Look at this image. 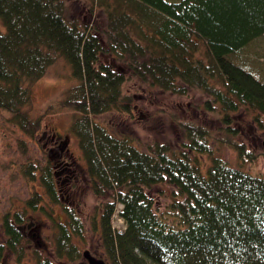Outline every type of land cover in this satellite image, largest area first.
I'll return each mask as SVG.
<instances>
[{
    "label": "trees",
    "instance_id": "obj_1",
    "mask_svg": "<svg viewBox=\"0 0 264 264\" xmlns=\"http://www.w3.org/2000/svg\"><path fill=\"white\" fill-rule=\"evenodd\" d=\"M91 1L105 16L102 25L68 18L64 0H0V111L34 138L43 116L33 118L27 110L33 84L58 59L69 64L77 84L58 105L73 109L70 129L94 195L109 198L93 222L107 264H264V177L216 156L211 134L201 126H183L188 140L178 153L159 142L143 150L96 120L112 112L132 114L135 101L124 84L135 76L164 92L207 95V108L219 107L229 136L238 134L233 115L242 109L254 112L262 127L264 62L252 47L264 38V0ZM226 143L241 160L254 159L245 144ZM37 169L30 164L26 177L39 180L52 203H60L51 164L39 175ZM160 183L173 187L163 210L150 194ZM43 201L36 191L26 208L48 214ZM118 204L123 230L112 226ZM64 208L66 220L55 221L56 256L76 264L84 255L73 239L85 240V226L76 210ZM25 214L0 216V264L7 251L19 263L25 258L31 242ZM34 260L56 264L38 252Z\"/></svg>",
    "mask_w": 264,
    "mask_h": 264
},
{
    "label": "rangeland",
    "instance_id": "obj_2",
    "mask_svg": "<svg viewBox=\"0 0 264 264\" xmlns=\"http://www.w3.org/2000/svg\"><path fill=\"white\" fill-rule=\"evenodd\" d=\"M64 2L70 19L97 26L105 22L102 10L92 4L91 0ZM0 27L2 28L1 22ZM253 51L260 52V60L264 62V38L257 40L252 47ZM76 84L77 80L72 75L71 67L63 58L58 59L46 74L33 84L32 102L27 110L33 118L43 116L41 130L34 138L27 136L12 124L9 121V113L0 111V216L7 211L25 210L24 230L27 238L30 237L31 240L25 244L26 255L21 263L14 254L7 251L5 264H35L34 252L50 258L56 264H72L66 258L56 256L55 239L58 229L55 221L66 220L64 207L76 210L85 226V240L74 237V244L79 246L83 253L88 251L95 258L107 262L100 231L95 229L93 222L95 219L99 220L101 205L109 198L94 195L77 138L70 129L73 109H61L58 105L60 101H65L68 91ZM124 89L135 101L132 114L112 112L96 117V120L104 122L114 133L129 135L143 150H146L149 144L159 142L169 145L171 150L179 153L188 140L183 126H201L211 134L209 145L216 156L252 175L264 177V117H261L263 125L259 127L253 121L254 112L242 109L235 113L233 126L238 134L232 137L224 131L219 107L209 110L206 106L208 96L199 91L190 90L188 95L180 96L145 84L135 76H129ZM51 105L56 107L48 111ZM226 140L245 144L246 150L252 153L254 159L250 160L249 157L241 160L238 151L234 146L227 144ZM201 158L204 161L207 155L203 154ZM48 163L56 172L60 203H52L40 181L30 180L24 172V169L32 164L38 167L36 173L39 175L40 169ZM202 170L206 174V167ZM172 190L173 187L165 183L152 187L150 194L159 209H165L170 203ZM36 191L42 194L44 201L41 206H46L48 214L26 208V199ZM122 208V205L118 204L112 218V226L116 230L125 228V221L119 215ZM1 231L0 224V238L3 240ZM80 262H86L84 257L78 263Z\"/></svg>",
    "mask_w": 264,
    "mask_h": 264
},
{
    "label": "water",
    "instance_id": "obj_3",
    "mask_svg": "<svg viewBox=\"0 0 264 264\" xmlns=\"http://www.w3.org/2000/svg\"><path fill=\"white\" fill-rule=\"evenodd\" d=\"M84 258L86 262H80L78 264H106V262L102 259H97L88 251L84 252Z\"/></svg>",
    "mask_w": 264,
    "mask_h": 264
},
{
    "label": "flooded vegetation",
    "instance_id": "obj_4",
    "mask_svg": "<svg viewBox=\"0 0 264 264\" xmlns=\"http://www.w3.org/2000/svg\"><path fill=\"white\" fill-rule=\"evenodd\" d=\"M62 183H63V181H62Z\"/></svg>",
    "mask_w": 264,
    "mask_h": 264
}]
</instances>
